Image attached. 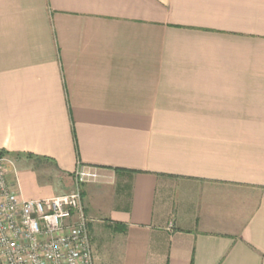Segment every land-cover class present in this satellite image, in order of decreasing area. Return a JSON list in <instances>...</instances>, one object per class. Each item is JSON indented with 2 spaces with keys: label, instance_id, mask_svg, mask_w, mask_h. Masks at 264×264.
Masks as SVG:
<instances>
[{
  "label": "crops",
  "instance_id": "crops-1",
  "mask_svg": "<svg viewBox=\"0 0 264 264\" xmlns=\"http://www.w3.org/2000/svg\"><path fill=\"white\" fill-rule=\"evenodd\" d=\"M0 151L93 264H264V0H0Z\"/></svg>",
  "mask_w": 264,
  "mask_h": 264
},
{
  "label": "built area",
  "instance_id": "built-area-1",
  "mask_svg": "<svg viewBox=\"0 0 264 264\" xmlns=\"http://www.w3.org/2000/svg\"><path fill=\"white\" fill-rule=\"evenodd\" d=\"M73 190L24 200L14 162L0 156V264H93L81 190L98 184V169L78 164Z\"/></svg>",
  "mask_w": 264,
  "mask_h": 264
},
{
  "label": "trees",
  "instance_id": "trees-1",
  "mask_svg": "<svg viewBox=\"0 0 264 264\" xmlns=\"http://www.w3.org/2000/svg\"><path fill=\"white\" fill-rule=\"evenodd\" d=\"M3 155H6V153H5V152H2V151H0V156H3ZM114 172H115V173H118V171H117V170H114Z\"/></svg>",
  "mask_w": 264,
  "mask_h": 264
}]
</instances>
